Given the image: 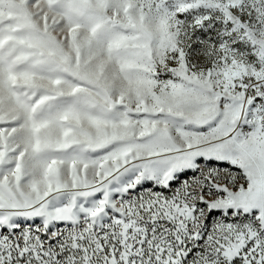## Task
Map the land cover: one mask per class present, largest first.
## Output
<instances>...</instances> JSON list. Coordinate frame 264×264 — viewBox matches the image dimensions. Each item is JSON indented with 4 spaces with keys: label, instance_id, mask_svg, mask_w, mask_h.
I'll return each instance as SVG.
<instances>
[{
    "label": "snow or ice",
    "instance_id": "obj_1",
    "mask_svg": "<svg viewBox=\"0 0 264 264\" xmlns=\"http://www.w3.org/2000/svg\"><path fill=\"white\" fill-rule=\"evenodd\" d=\"M0 264H264V0H0Z\"/></svg>",
    "mask_w": 264,
    "mask_h": 264
}]
</instances>
